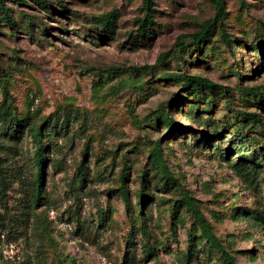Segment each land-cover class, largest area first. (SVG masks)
I'll return each mask as SVG.
<instances>
[{"label": "rangeland", "instance_id": "obj_1", "mask_svg": "<svg viewBox=\"0 0 264 264\" xmlns=\"http://www.w3.org/2000/svg\"><path fill=\"white\" fill-rule=\"evenodd\" d=\"M21 1L4 0L14 26L0 20V107L5 88L11 113L59 121L44 139L37 201L34 144L0 123V264H123L129 236L128 264H222L183 196L238 264H264V0H223L222 24L198 47L191 36L214 17L211 0H152L149 39L136 36L143 0H42L50 10ZM112 11L115 32L102 34L92 18ZM169 73L206 77L229 95L190 98L163 80ZM161 112L182 129L168 135ZM156 143L176 185L164 186Z\"/></svg>", "mask_w": 264, "mask_h": 264}, {"label": "trees", "instance_id": "obj_2", "mask_svg": "<svg viewBox=\"0 0 264 264\" xmlns=\"http://www.w3.org/2000/svg\"><path fill=\"white\" fill-rule=\"evenodd\" d=\"M18 2H21V0H17ZM38 5H41L42 8L46 10H50L51 7L49 4H47L45 1L42 0H32ZM212 5L215 8V15L213 18L205 21L199 32L191 36L193 46L198 47L200 43L205 44L208 42L211 38V34L213 32V29L217 23L222 24L223 19L225 17V9H224V1L223 0H211ZM143 8L145 15L142 19H137V37H141L142 39H149L152 36L156 35V23L154 21V14L155 10L152 9V0H143ZM11 10L6 7L4 0H0V20L3 21L4 24L9 26H14V21L10 17ZM117 12L112 11L110 13L102 14L98 17L92 18V21L94 25L97 26V29L101 30L102 34L105 35H112L114 34V30L116 27L117 22ZM25 20L23 24V30L24 32H28L32 26V21L30 18H28L27 15L23 14L22 16ZM222 29V27H221ZM264 29V26H263ZM220 39L222 40L223 44L226 46L228 51H232V45L233 41L225 35L223 32L220 34ZM136 41L137 38H134ZM168 56V53L163 54L160 56L159 60L160 62H163L164 59ZM152 67H142V68H132V70L135 73H143L146 72L148 69ZM118 69H113V71H117ZM163 80L171 81L174 83H177L180 85V90L184 92L188 97L190 98H196L200 99V101L203 100H209L213 99L215 96H222V94L229 95L228 89L220 84H217L210 79L206 77H202L199 75H190L186 73H169L164 75ZM3 95L4 100L2 102V105L0 107V123L3 125V132L9 136H15L19 133V129H25L27 131L28 136L30 137L32 143L34 144L35 150L33 153V162L36 169V174L34 176L33 180V199L35 201L39 200L41 198V186L43 181V174H44V168H45V146H44V139L46 138L47 134L50 132L49 129L55 130L58 127V119L56 118L51 124L50 118H45L42 120L39 124H33L30 119L27 117L25 119L20 118L16 116L15 114L11 113L10 111V105L8 103V92L5 88H3ZM175 97H178V95H175ZM252 118H255V116L247 115ZM158 122H162L165 124L168 128V135H171L179 130H181V126L169 119L167 115L159 114L156 117ZM62 129V127L60 128ZM239 153V151H237ZM152 157L153 162L159 167V170L162 174V181H164L165 185H176L177 181L172 176V174L168 171L165 162L162 159L161 150L159 143H156L153 150H152ZM85 156V154H84ZM85 160L81 161V163L78 166L77 169V177L79 178L80 182H85L87 178L86 170L87 167L85 165ZM149 182L145 179V177H142L141 180V200L139 202V206H143L144 201L149 198L147 196L146 190L148 187ZM120 196L125 204V207L127 210L131 208V203L129 199V195L127 193V190L123 186L120 189ZM182 202L184 206H186L190 213L192 214L193 220L195 225L200 231V239L205 242V247L208 248L209 252L215 251L220 255V260L222 264H238L235 260V258L230 255L224 248L223 244L217 239V237L214 235V233L211 231L208 223L202 216V214L199 212V210L193 205V203L190 201V199L186 196L182 197ZM128 243H127V250L125 251V254L123 256V264H128L132 262L133 260V254L131 253L133 243L130 240V236L128 237ZM190 240V239H189ZM192 242L190 247L188 248V252L186 254V258L190 260V257L193 255L192 252ZM204 258V257H203Z\"/></svg>", "mask_w": 264, "mask_h": 264}]
</instances>
